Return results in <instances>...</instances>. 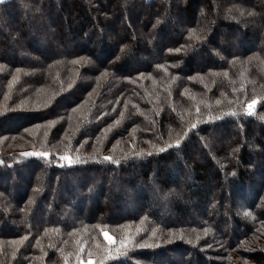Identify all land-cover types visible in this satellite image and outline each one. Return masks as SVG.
<instances>
[{"label":"trees","instance_id":"obj_1","mask_svg":"<svg viewBox=\"0 0 264 264\" xmlns=\"http://www.w3.org/2000/svg\"><path fill=\"white\" fill-rule=\"evenodd\" d=\"M49 1H0V264H264V0Z\"/></svg>","mask_w":264,"mask_h":264},{"label":"rangeland","instance_id":"obj_2","mask_svg":"<svg viewBox=\"0 0 264 264\" xmlns=\"http://www.w3.org/2000/svg\"><path fill=\"white\" fill-rule=\"evenodd\" d=\"M0 1H4V0H0ZM83 1V0H82ZM127 1V2H126ZM176 1L177 0H171V2L169 3V4H167V6L166 7H170L171 5L172 6H175V3H176ZM84 2H86V1H84ZM48 3H50V6H53V8L54 9H57L58 8V6H59V4L57 3V1L56 0H50ZM129 2H128V0H125V1H123V0H114L113 1V3L110 5V4H108L106 1H103V2H101L100 3V5H104V6H112L113 8H119V9H121V10H123V9H128L129 8V4H128ZM88 7H89V9L90 10H93V9H95L96 7L94 6V5H88ZM20 12H21V14L22 13H24V14H29L30 12H31V9L30 8H26V9H24V10H20ZM87 12H88V14L90 13V11L89 10H87ZM194 14H197V8H196V6H194ZM129 13H130V20H131V23L133 24V32H132V36H135V34L137 33L135 30H136V26H137V24H139L140 22H142L143 21V18L141 17V14L139 13V12H136L134 9L133 10H130L129 11ZM185 16H182V15H178L177 17H174L173 18V20H169L170 22L172 21L173 22V24L171 25V27H172V29H173V33L171 32V36L173 37V38H175V36H176V34L174 33L175 31L176 32H178L180 29H181V27L183 26V24L185 23L184 21H185ZM198 18H200L201 19V17H198ZM172 19V18H171ZM1 22H3V21H1ZM4 22L6 23V22H9L10 23V27H14L15 28V26L14 25H12L13 23L12 22H10V18L9 17H7L5 20H4ZM3 22V23H4ZM90 21H87V19H85V18H80L79 19V23L80 24H86V23H89ZM184 22V23H183ZM92 23V22H91ZM25 24H26V26H25V29L27 30V31H29L30 33H35L36 32V27H37V22L35 21V20H32V19H26V21H25ZM73 25V24H72ZM44 26H48L46 23L44 24ZM112 25L110 24V23H105V24H102L101 25V28L99 29L101 32L103 31V32H106L109 36H105L106 37V39L110 42V44H111V41H114L115 42V39H114V37H113V35L111 34V27ZM9 27V28H10ZM72 27L73 28H76L77 27V23H76V25H73V26H70V29H72ZM16 29V28H15ZM67 31V30H66ZM118 32L120 33V35H124L125 33H123V31H121V30H118ZM67 33V32H66ZM123 33V34H122ZM252 33H255V32H252ZM139 37V36H138ZM138 37H136V38H138ZM253 38V37H252ZM257 37L255 36L252 40H255ZM61 107H63V105H62V103L61 104H59L58 105V107L57 108H61ZM217 132H219V131H217ZM253 135H255L254 133H249L248 134V138H251ZM223 140V139H222ZM20 150V149H19ZM249 159H252V157H251V155H250V157H249ZM259 178H261L260 176H259ZM259 180V179H258ZM211 181L209 182V183H207V184H204V186H205V192L207 191V193H210L211 191H210V187H211ZM47 185H49V182L47 183ZM47 185L45 184V186H44V190H45V187H47ZM121 186V184H119V183H114V184H112V185H110V186ZM110 186H108V187H110ZM122 187V186H121ZM47 189V188H46ZM207 193H206V195H207ZM59 198H62V193H59ZM56 200V199H55ZM57 201V200H56ZM58 202V201H57ZM103 236H104V239L107 241V242H109V243H113L114 242V240H113V238L109 235V234H103Z\"/></svg>","mask_w":264,"mask_h":264},{"label":"snow or ice","instance_id":"obj_3","mask_svg":"<svg viewBox=\"0 0 264 264\" xmlns=\"http://www.w3.org/2000/svg\"><path fill=\"white\" fill-rule=\"evenodd\" d=\"M245 13L243 12V11H241V15H244ZM248 15H255V13L254 12H252V11H249L248 13H247ZM190 35L191 36H194L196 39H200L201 37H199L198 35H196V33H195V30H190ZM177 51H179V49H176ZM122 51H123V49H122ZM77 61H74V63H76ZM257 102V100L256 99H253L250 103H249V105H248V109H249V115H251L252 114V108H253V105H255V103ZM231 115H235V113H230ZM176 143L177 144H179V141H176ZM22 155H24V156H29V155H42V156H47L48 154L47 153H35V152H33V153H22ZM61 159H68V157L67 156H64V157H61ZM104 159L105 160H109V159H111V157H104ZM72 161L71 160H69V163H71ZM246 215H248V213H245ZM23 241H21V243H22ZM189 242H191V241H189ZM109 256H111V253H109ZM65 264H66V262H65ZM89 264H91V261L89 262Z\"/></svg>","mask_w":264,"mask_h":264}]
</instances>
